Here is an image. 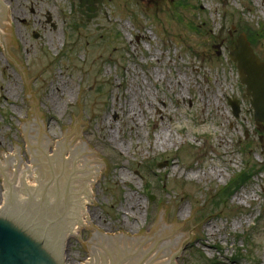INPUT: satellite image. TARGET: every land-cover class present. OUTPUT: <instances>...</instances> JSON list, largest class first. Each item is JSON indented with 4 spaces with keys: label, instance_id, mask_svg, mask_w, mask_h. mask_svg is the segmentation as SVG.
Masks as SVG:
<instances>
[{
    "label": "rangeland",
    "instance_id": "obj_1",
    "mask_svg": "<svg viewBox=\"0 0 264 264\" xmlns=\"http://www.w3.org/2000/svg\"><path fill=\"white\" fill-rule=\"evenodd\" d=\"M2 1L12 15L0 38V162L17 143L32 160L25 70L50 154L77 126L112 167L96 163L89 222L82 240L68 237L66 263L91 261L94 229L153 230L167 204L181 233L204 223L178 264H264V128L230 60L246 33L264 61V0ZM6 187L0 169V209Z\"/></svg>",
    "mask_w": 264,
    "mask_h": 264
},
{
    "label": "water",
    "instance_id": "obj_2",
    "mask_svg": "<svg viewBox=\"0 0 264 264\" xmlns=\"http://www.w3.org/2000/svg\"><path fill=\"white\" fill-rule=\"evenodd\" d=\"M81 7L90 1L80 0ZM100 3V0H98ZM0 10H4L0 0ZM94 11V8H90ZM237 64L240 81L251 97L254 119L258 128H264V61L254 52L247 35L237 39L230 55ZM21 65H18L20 68ZM30 98L29 121H23L22 131L30 142L33 164L43 169L40 190L27 186V171H23V187L10 181V160L21 162V145L17 143V156L6 158L8 168L2 170L7 182L3 208L0 209V264H66L67 239L82 240L73 235L76 223L83 222L87 200L93 202L92 187L99 170L96 163L111 170L110 161H96L93 144L82 140L81 131L74 128L62 130L61 145L49 156L50 121L39 116V104H33V81L28 82ZM236 119L241 113L239 100H230ZM163 204L159 224L153 230L101 234L94 229L91 261L86 264H178V255L185 245L196 246L199 226L194 233H181L182 224L174 227L169 222ZM179 252V254H178Z\"/></svg>",
    "mask_w": 264,
    "mask_h": 264
},
{
    "label": "bare ground",
    "instance_id": "obj_3",
    "mask_svg": "<svg viewBox=\"0 0 264 264\" xmlns=\"http://www.w3.org/2000/svg\"><path fill=\"white\" fill-rule=\"evenodd\" d=\"M3 5H4V10H0V38H1L2 41L4 40V37H5V29L4 28L6 26V23L9 22V21H11V15H12V14H10V11H9L7 5L5 3H3ZM58 91H59V89H58ZM134 111L135 110H133V112ZM142 113H144V112H142ZM144 116L146 117V114L145 113H144ZM136 117L137 116L132 117L133 122L131 124L136 125L134 123V120H136ZM103 123L105 124V122H103ZM132 128L135 129L136 126H133ZM104 135H106L108 137V135H110V132L109 131H106L104 133ZM160 138L161 139H166V138H162V135L159 136V139ZM49 139H50V137H49ZM163 142L165 143L166 140H164ZM28 144H29L28 145V148H29V151L31 153L30 142H28ZM60 145H61V143L58 145V147ZM58 147H56V149ZM30 155L32 157V154H30ZM49 155H50V152L48 151V156ZM14 156H17V154L16 155L15 154L14 155H11L10 157H14ZM10 157H8V158H10ZM21 162L24 163V161H23L22 158H21ZM23 163H22V166L18 165L17 157L14 158V159H12V160H10V166H11L10 167L11 168L10 169V181H14V172H15L17 184L20 185L21 187H23V171H27V186L30 187V188H34V189L40 190L43 169L40 168L39 166L33 164V161L32 160H31V163L30 164L25 163V165H24ZM8 167H9L8 166V163L6 165H4L2 163L0 164L1 171L4 170V169H6V168H8ZM96 170H99L100 171V169L98 168V165H96ZM98 177H99V174H98L97 179H96V181H95L94 184H96V182L98 180ZM195 177L200 178L198 174H196ZM93 197H94V191H93V187H92V198ZM90 202L91 201L87 200L85 214H84V218H83V222L85 224L76 223L73 235H79V233L82 230V228L85 227L87 225V223L89 222L88 221V219H89L88 218V206H89V203ZM138 203L139 204L137 206H135L136 207L135 210H137V208L139 209V206H141V203L140 202H138Z\"/></svg>",
    "mask_w": 264,
    "mask_h": 264
},
{
    "label": "trees",
    "instance_id": "obj_4",
    "mask_svg": "<svg viewBox=\"0 0 264 264\" xmlns=\"http://www.w3.org/2000/svg\"><path fill=\"white\" fill-rule=\"evenodd\" d=\"M229 188H230V187H229ZM226 192H230V191L227 190Z\"/></svg>",
    "mask_w": 264,
    "mask_h": 264
}]
</instances>
